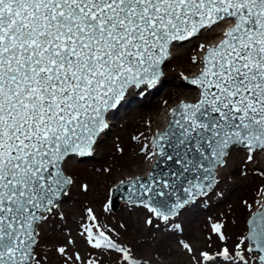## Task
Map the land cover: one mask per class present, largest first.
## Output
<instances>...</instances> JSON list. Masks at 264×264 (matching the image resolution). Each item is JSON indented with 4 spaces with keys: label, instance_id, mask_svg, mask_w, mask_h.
<instances>
[{
    "label": "snow or ice",
    "instance_id": "6c2138e0",
    "mask_svg": "<svg viewBox=\"0 0 264 264\" xmlns=\"http://www.w3.org/2000/svg\"><path fill=\"white\" fill-rule=\"evenodd\" d=\"M205 33L216 42L198 46L196 72L184 77L197 98L171 109L152 150L141 149L179 169L131 182L129 200L151 214L144 223L154 232L183 231L175 219L210 195L234 149L247 152L245 164L264 153V0H0V264H48L41 228L64 219L70 163L94 153L109 112L153 87L177 45ZM258 194L243 202L248 216L231 248L221 222L211 224L217 251L176 241L192 264H264V188ZM86 213L78 235L91 249L150 264ZM68 236L55 248L63 264H101L70 253Z\"/></svg>",
    "mask_w": 264,
    "mask_h": 264
},
{
    "label": "rangeland",
    "instance_id": "374dc122",
    "mask_svg": "<svg viewBox=\"0 0 264 264\" xmlns=\"http://www.w3.org/2000/svg\"><path fill=\"white\" fill-rule=\"evenodd\" d=\"M210 38L211 36L208 37ZM201 43L203 41L198 36L177 45L176 50H179L183 56L180 66L184 65L185 68L178 67L180 71L172 70V72L164 70V75L156 82L160 85L159 88L155 91H150V88L135 90L134 100L130 105L137 107L138 113L144 111L146 113L149 103H143V101L157 95L154 101L158 102V105L154 111L160 112L166 109L169 103L182 96L195 100L198 91L193 85L188 84L184 77L193 75L192 72L197 66L192 64L191 58L198 57V46ZM171 59L176 60V55H173ZM139 118L140 122L137 123L135 129L129 128L122 122L116 124L114 129H108L111 133L108 135L103 133L91 156L73 161L69 165L75 185L70 190V197L65 198L61 206L64 219L57 217L41 228L40 245L48 254V264H63V258L55 251V248L67 246L68 233H71V238L76 242L75 247L68 246L70 253L78 250L85 259L94 256L101 260V264H122L119 254L98 253L79 237V225L88 222L86 209L89 207L93 209L101 224L114 228L120 233L119 239L124 243L133 244L137 241L139 251H142L144 259H147L150 264L152 261L158 264L192 262L191 255L176 243L178 239L192 243L197 253L201 250L210 252L219 250L224 245L211 232L212 223L221 222L225 225L223 231L230 238L227 242L230 248L237 242V237L243 233L244 222L248 216L243 202L253 203L260 198L258 189L264 188V176L259 174L264 172L261 161L264 153L255 155L254 162L247 164H245L247 152L244 149L242 153L245 156L242 160L239 156H234L231 164L232 168L235 167L233 172L227 174L226 178L214 186L208 197L200 198L191 206H186L180 216L175 219L174 222L180 224L183 229L181 233L176 231L154 232L144 223L146 217L151 214L138 203L133 204L120 198L116 211L110 207L109 197L116 183L133 177L132 173L120 176L118 172L125 163L133 166L132 161H136L140 154H147L140 150L144 145H148L149 151L152 150V135L149 132L152 117L139 116ZM109 124H111L110 121ZM103 140L106 141L103 142ZM138 145L142 147L139 148ZM154 157L155 162L156 156ZM84 184L88 185L87 191L82 188ZM106 206L107 210H105ZM209 236H211L210 241L207 239ZM209 244L211 247H208ZM161 246L164 248H160ZM157 249L163 255L157 253Z\"/></svg>",
    "mask_w": 264,
    "mask_h": 264
},
{
    "label": "bare ground",
    "instance_id": "6f19581e",
    "mask_svg": "<svg viewBox=\"0 0 264 264\" xmlns=\"http://www.w3.org/2000/svg\"><path fill=\"white\" fill-rule=\"evenodd\" d=\"M217 31H219V29ZM213 35H215V33L202 34V35H200V40H202L203 43H215L216 41L214 39H212ZM210 36H211V38L208 39V37H210ZM176 47L177 48H175L174 52H173V55H176V60L170 59L166 63V65L164 66V69H163V75H164L166 69L168 71L172 72V70H179L180 71V69H178V67L185 68L184 65L180 66V64H181L180 60H183V56L179 50H176V49H178V46H176ZM196 68H194L192 74H194V72H196ZM159 86L160 85L158 83H156L149 90L155 91L157 88H159ZM134 92H135V89L131 90L128 93V95L125 97L124 101L116 109H113L111 112H109V114L107 116L108 127H107V129H105L106 131H104V133H107V135L109 133H111L108 131V129H114L115 125L116 124L118 125L119 122L124 123L129 128L135 129V126L137 125V123L140 122L141 117L139 118V116H142V117H150L151 116L152 120H151V126L149 129V132L153 136L156 132H158L159 130H162L163 128L166 127V125L168 124L169 119H170V110L176 104L180 103L181 101L194 100V99H191L187 96H182L179 99H177L176 101L169 103V105H167L166 109H162L160 112H158V111H154L158 105V102L154 101L155 98L157 97V95H155L154 97H151L149 99H145L143 101V103H149V105L147 106L148 108H147L146 113H145V111L143 113H138V108L133 106V105L132 106L130 105V104H132V102L134 100ZM195 97H193V98H195ZM109 121L111 122L112 125L109 124ZM103 138H104V136H103ZM104 141H106V140H103V142ZM103 144H105V143H103ZM138 147L141 148L142 145H138ZM242 151H243L242 148L234 149L232 151V153L228 159V163H227L226 167H224L218 171L217 180L219 182L222 181L224 178H226L227 174H229V173L231 174L233 172V170L235 169V167H233V168L231 167V164L233 163L232 158H234V156L235 157L239 156L242 160V158L245 156L244 153H242ZM141 152H143V151L141 150ZM100 157H102V156H100ZM147 157H148L147 154L146 155L140 154L139 158L136 161H132L134 163L133 166L129 165L128 163H125L123 168L118 173L120 174V176H123V174H125V173H127V174L132 173L131 175H133V176H142V175L148 174L150 172V170L152 169V163L154 162L155 157L154 156H152L150 158H147ZM261 161H262V168H264V154L262 155ZM191 205H192V203H190L188 206H191ZM127 209L129 210V207ZM68 219H72V218L68 217ZM136 256L138 258H145L143 254L136 255ZM151 264H158V263H156L155 261H152ZM164 264H166V263L164 262ZM174 264H178V263L174 262ZM187 264H192V262L189 261Z\"/></svg>",
    "mask_w": 264,
    "mask_h": 264
},
{
    "label": "water",
    "instance_id": "95a60500",
    "mask_svg": "<svg viewBox=\"0 0 264 264\" xmlns=\"http://www.w3.org/2000/svg\"><path fill=\"white\" fill-rule=\"evenodd\" d=\"M187 83L191 84V83H189L188 80H187ZM191 101H194V100H191ZM191 101L189 100L188 102H191ZM180 103L176 104L173 108L178 107ZM171 119H172V116L170 115L169 121ZM168 124H169V122H168ZM168 124L166 125L165 128H163L162 130H159L158 132H161V133L164 132L165 129L168 127ZM161 142L163 143V141H161ZM165 151L166 152H170L171 149L166 147ZM178 169H179V166L176 165L174 162L164 161L162 158L156 157L154 165L152 166V169H151V171L149 173H152L154 176H162V174L164 172L177 171ZM149 173L147 175H142V176L128 177L127 179H125L123 181H119L118 184L116 185V187L113 189V193L111 195V207H112V209L115 210V211L117 210V208L119 206L120 198H122V199H124L126 201L127 200L130 201L129 200V196L131 195V193H130V188L132 186L131 182L135 181L137 177L141 178V182L146 181L148 179ZM185 176L190 179L192 174L191 173H186ZM164 178H168V177H164ZM121 182H123V183H121ZM178 194L181 195V196L184 195V193H182V192H179ZM174 201H175V196H173L171 198L170 202H174ZM136 250H137L136 254H142V251H139L140 250L139 246H137Z\"/></svg>",
    "mask_w": 264,
    "mask_h": 264
}]
</instances>
